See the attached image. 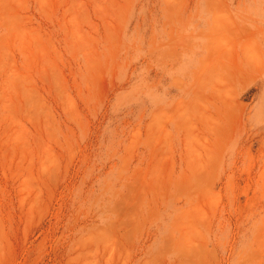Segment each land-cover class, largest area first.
<instances>
[{
  "label": "rangeland",
  "instance_id": "1",
  "mask_svg": "<svg viewBox=\"0 0 264 264\" xmlns=\"http://www.w3.org/2000/svg\"><path fill=\"white\" fill-rule=\"evenodd\" d=\"M0 264H264V0H0Z\"/></svg>",
  "mask_w": 264,
  "mask_h": 264
}]
</instances>
